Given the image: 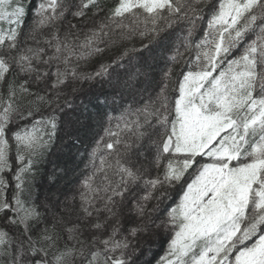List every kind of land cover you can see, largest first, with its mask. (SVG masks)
Wrapping results in <instances>:
<instances>
[{
    "label": "snow or ice",
    "instance_id": "snow-or-ice-1",
    "mask_svg": "<svg viewBox=\"0 0 264 264\" xmlns=\"http://www.w3.org/2000/svg\"><path fill=\"white\" fill-rule=\"evenodd\" d=\"M35 7L25 34V0H0L8 24L0 27V264H130L151 227L170 234L158 264H264V0ZM206 9L213 14L196 42ZM66 14L78 22L62 28ZM177 24L187 35L161 90L143 107L108 117L89 171L64 193L60 211H49L36 200V182L56 140L63 89L107 75L104 57L118 63L136 51L108 56L120 41L153 43ZM93 56L101 57L93 71H81ZM153 121L162 129L155 138ZM145 142L154 146L147 155L138 150ZM174 189L176 199L165 203Z\"/></svg>",
    "mask_w": 264,
    "mask_h": 264
},
{
    "label": "trees",
    "instance_id": "trees-1",
    "mask_svg": "<svg viewBox=\"0 0 264 264\" xmlns=\"http://www.w3.org/2000/svg\"><path fill=\"white\" fill-rule=\"evenodd\" d=\"M38 2L39 0H25V7H29L28 15L25 17V34L35 24V6L38 5ZM63 3L66 7L75 10L79 0H63ZM104 3L110 5L112 0H104ZM204 14L205 18L201 23V29L194 36L196 42L202 38L207 21L213 12L206 9ZM68 20L73 24L78 22V18L66 14L65 25H62V28L67 26ZM87 23L90 25L92 21L89 20ZM0 27L7 28V21L0 22ZM180 33L182 35L178 38L177 34ZM186 35L187 25L177 24L174 28L162 33L153 43L147 39H143L141 42L140 37H135L131 41H120L116 46L106 49L108 56L115 57L117 48L121 52L126 49H135L136 51L118 63L104 57L101 62L111 65L107 75L91 82H73L71 87L63 89L61 106L56 113L58 117L56 140L38 166L35 193L38 202L47 203L49 211H60L64 193L71 194L79 186L82 177L89 171L91 149L96 141L104 135L108 117L120 116L129 106L143 107L155 98L162 88L163 75L171 66L170 58L182 45ZM250 37L254 38L255 34L250 33ZM248 39L246 37V42ZM181 51L183 52L184 49L181 48ZM242 51L241 48L236 52V55ZM189 55L194 58V53H186L185 59ZM97 59H101V57L93 56L87 63L82 62L80 70L91 73L93 71L91 65ZM183 68V64L173 67L176 75L172 78L173 83L170 85V89L175 86L174 82ZM73 87L78 91L73 92ZM31 91L36 92L37 88L33 86ZM43 94L41 92V95ZM175 95V92L169 91L170 97H175ZM38 118L39 114H36L29 120L18 121L10 125V128L15 130L30 124L32 119ZM152 123L153 127L148 130V135L155 138L157 130L162 131V129L155 121ZM113 130L116 129L113 128ZM148 148L154 150L153 145L145 142L144 148L138 150L147 155ZM97 164H99L98 160ZM177 191L178 189L169 190L165 203L172 204L176 199ZM159 215L157 213V216ZM169 240V233L151 227V230L138 241L139 251L132 257L130 264H158V261L166 254Z\"/></svg>",
    "mask_w": 264,
    "mask_h": 264
},
{
    "label": "rangeland",
    "instance_id": "rangeland-1",
    "mask_svg": "<svg viewBox=\"0 0 264 264\" xmlns=\"http://www.w3.org/2000/svg\"><path fill=\"white\" fill-rule=\"evenodd\" d=\"M181 35H182V33H180V34H177V37L179 38ZM177 42H178V41H177ZM177 42H176V43H177ZM162 231H163V230H162Z\"/></svg>",
    "mask_w": 264,
    "mask_h": 264
}]
</instances>
